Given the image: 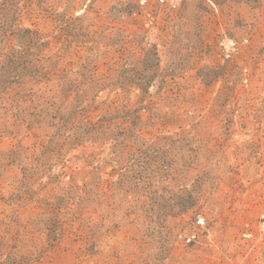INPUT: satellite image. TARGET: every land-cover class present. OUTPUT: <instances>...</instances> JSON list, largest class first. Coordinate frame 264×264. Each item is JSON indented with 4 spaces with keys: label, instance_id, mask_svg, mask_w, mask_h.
I'll return each mask as SVG.
<instances>
[{
    "label": "rangeland",
    "instance_id": "obj_1",
    "mask_svg": "<svg viewBox=\"0 0 264 264\" xmlns=\"http://www.w3.org/2000/svg\"><path fill=\"white\" fill-rule=\"evenodd\" d=\"M175 1L0 0V264H264V0Z\"/></svg>",
    "mask_w": 264,
    "mask_h": 264
},
{
    "label": "built area",
    "instance_id": "obj_2",
    "mask_svg": "<svg viewBox=\"0 0 264 264\" xmlns=\"http://www.w3.org/2000/svg\"><path fill=\"white\" fill-rule=\"evenodd\" d=\"M161 1H162V2H167V1H169V0H161ZM231 1H233V2H237V1L247 2V1H249V0H231ZM171 2L174 3V2H177V1H175V0H171ZM222 45H223L224 47H226L228 50H230V49H234L235 43H234V41H232V40L226 39V40H223V41H222ZM203 222H204L203 219H199V220H198V224H200V225H202ZM195 239H196V235H191L190 237L187 238V241H188V242H192V241H194Z\"/></svg>",
    "mask_w": 264,
    "mask_h": 264
}]
</instances>
